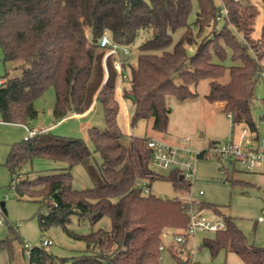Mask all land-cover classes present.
I'll list each match as a JSON object with an SVG mask.
<instances>
[{
  "label": "trees",
  "instance_id": "16d2710c",
  "mask_svg": "<svg viewBox=\"0 0 264 264\" xmlns=\"http://www.w3.org/2000/svg\"><path fill=\"white\" fill-rule=\"evenodd\" d=\"M194 1L199 6L194 21L198 34L210 26L216 29L218 17L223 16L219 32L213 31L201 43L193 36L189 20ZM221 1L226 15L214 0H0V46L3 62L10 65L0 83L1 121L28 125L38 115L35 101L49 89L55 91L56 118L84 113L96 99L104 108L106 128H89L94 150L83 138L52 136L42 130L31 140L15 143L6 162L12 175L11 187L21 196L37 199L46 209L39 216L43 229L60 225L74 238L87 242L86 251L73 264H161L164 232L177 229L183 234L190 223L183 199L159 197L145 188L150 189L154 179H168L175 189L189 191L191 179L180 169H170L167 176L152 170L151 138L132 136L128 144L122 141L116 95L118 71L113 57L105 58L106 49L100 46L105 33L120 44H130L145 33L138 63L127 72L129 88L125 86L123 93L135 106L132 127L140 120L153 119V129L165 133L172 112L168 97L179 101L196 98L198 93L191 90V85L208 79L205 99L223 102L222 110L233 128L244 124L254 139L258 138L252 105L257 98L256 84L264 73V27L256 43L250 45L255 48L254 56L238 35L253 40L257 7L251 0ZM180 29L185 31L174 42V33ZM194 43L196 52L189 56L186 46ZM228 48L237 64L227 67L213 60L214 55L225 58ZM11 70L17 73L12 75ZM226 71L229 80L222 82ZM176 75L182 81L179 84ZM95 153L103 159L98 170L92 164ZM206 155L207 151H200L198 157ZM34 157L65 162L67 166L36 178H30V174L22 177V170ZM79 164L91 175L93 187H72L71 170ZM229 181L232 185L245 183L234 178ZM199 205L213 208L225 222L215 238L203 241L202 247L208 248L212 257L230 249L246 264H264V247L250 244L234 217L216 204ZM74 213L92 222L109 216L112 226L87 235L72 233L67 224ZM174 256L185 264L179 255ZM29 261L65 264L66 259L36 247Z\"/></svg>",
  "mask_w": 264,
  "mask_h": 264
},
{
  "label": "rangeland",
  "instance_id": "374dc122",
  "mask_svg": "<svg viewBox=\"0 0 264 264\" xmlns=\"http://www.w3.org/2000/svg\"><path fill=\"white\" fill-rule=\"evenodd\" d=\"M258 9V14L254 20L251 32L252 41H246L240 35L238 38L247 44L252 55L256 56L251 43H256L264 27V0H251ZM215 5L224 10L221 0H214ZM199 6L197 1L193 2V9L189 20L192 23L193 36L197 43H201L205 36L211 35L213 31L217 34L223 26V16L218 19V27L213 29L207 27L198 34V27L194 24ZM227 13H223L226 15ZM184 29L174 33V42L178 41ZM145 33H140L130 44H120V48H127L130 55L126 72L132 66H136L141 53L140 44L145 38ZM259 47L260 44L258 43ZM173 45L170 47V50ZM189 56L196 52L197 44L186 46ZM114 60V58H112ZM112 60V62H113ZM213 60L230 67L237 62L232 58L231 49H227V55L222 60L214 55ZM264 62V57H263ZM10 65L3 62V49L0 46V79L5 75ZM17 72L11 70L14 75ZM229 80V71L221 79L222 82ZM176 83H181V79L176 75ZM129 88L126 82L121 83L116 77L117 98L120 102L118 114V124L124 134L123 142L128 144L132 136L149 137L163 139L176 146H186L196 152L207 151L205 158H197L194 166V176L190 177L192 187L189 191L177 190L168 179H154L151 182V193L163 198L179 197L188 201L190 197L197 202L213 203L219 209L234 217L237 225L243 230L250 244L257 247H264V167L257 171H248L244 166L229 156L225 157L218 153L214 147H221L230 140L241 143L243 140L253 141L255 135L251 133L248 126L244 124L236 125L230 117L223 112L221 102H209L205 99V94L209 91V80L204 79L198 84L191 85V90L198 93L193 99L179 101L173 96L167 99L168 106L172 109L170 114L167 132L158 133L154 130L153 119L140 120L134 127L130 120L135 111L134 103L123 96L124 87ZM121 88V89H120ZM257 98L252 105V116L257 127L258 136L264 130L262 124V114L264 113V78L259 77L256 84ZM56 102L55 91L49 89L42 97L35 101L38 115L31 119L28 125L19 123H6L0 117V264H31L29 261L30 252L33 248H46L57 258L66 259L65 264H73V260L80 257L87 249V242L77 239L68 234L60 225L43 229L40 225V214L46 209L35 198L21 196L11 187L12 175L6 164L11 147L15 143L22 142L27 133V128L45 129L50 135L63 137L83 138L88 146L94 150V145L90 138L89 128L96 126L100 130L106 128L104 108L100 99H96L92 107L84 114H69L64 118H56L53 109ZM50 138V143L53 138ZM103 159L99 153H95L92 164L99 169ZM67 163L43 157H34L22 170V177L30 174V178L40 175L52 174L63 171ZM150 166L157 174L167 176L170 170H165L151 159ZM72 187L76 190L91 188L94 181L86 170L85 166L79 164L72 168ZM234 178L245 181L243 184L232 185L229 179ZM202 190V193L200 191ZM190 201V200H189ZM4 202L5 211L1 208ZM200 207V205H199ZM208 219L216 221L221 216L213 208L201 207ZM262 217V221H257ZM72 233L87 235L98 229L109 230L112 226L109 216H104L96 222L86 218H81L78 214L71 215V221L67 224ZM181 230L168 229L163 234L161 249V264H180L174 254L179 255L185 264H246V262L233 250H222L215 258H212L210 251L201 247L202 234L198 233L190 236L184 243L177 244L175 236ZM181 234V233H180ZM51 238L53 244L43 246L42 241ZM26 243L31 245L26 247ZM178 246V248H177ZM184 253H180V247Z\"/></svg>",
  "mask_w": 264,
  "mask_h": 264
},
{
  "label": "built area",
  "instance_id": "2783aa9c",
  "mask_svg": "<svg viewBox=\"0 0 264 264\" xmlns=\"http://www.w3.org/2000/svg\"><path fill=\"white\" fill-rule=\"evenodd\" d=\"M223 13H227L226 8L223 10ZM119 45L120 43L113 41L107 33L100 39V46L106 49L105 58L108 56L114 58V66L118 71V78L123 83L128 79V73L124 69V65L126 64L124 59L130 55V51L127 48H120ZM260 77L264 78V73L260 74ZM261 117L264 127V113ZM41 131V129L28 127L24 140H31ZM149 146L152 148V160L154 163L165 170L180 169L184 177L188 179L194 176V166L197 158H199V152L191 150L186 146L172 145L163 139L155 138H151ZM214 149L225 157H231L234 163H241L246 170L257 171L264 167V130L262 135L258 136L252 142L245 139L241 143H235L233 140H230L225 145L221 147L216 146ZM145 191L149 192L150 189L146 187ZM189 200L185 201V203L190 215V223L183 234L175 236L177 243H184L190 236L196 235L198 231L207 230L216 232L225 228V222L222 218L216 221L208 219L204 214L205 209L199 207V202L196 200L194 202V199L191 197ZM258 220L262 221L263 218L259 217ZM42 244L43 246H50L53 244V240L51 238H45ZM26 247L31 248V245L26 243ZM163 248L164 246L162 245L161 249Z\"/></svg>",
  "mask_w": 264,
  "mask_h": 264
},
{
  "label": "crops",
  "instance_id": "0c3cea01",
  "mask_svg": "<svg viewBox=\"0 0 264 264\" xmlns=\"http://www.w3.org/2000/svg\"><path fill=\"white\" fill-rule=\"evenodd\" d=\"M4 82V79H0V83H3ZM222 104H221V106H223V102H221ZM91 107H92V105H91ZM90 107V108H91ZM89 108V109H90ZM89 109L87 110V111H89ZM86 111V112H87ZM86 112H84V113H86ZM84 113H81V114H84ZM77 115H79V114H77ZM41 129V128H40ZM41 130H44L45 131V129H41ZM167 132V131H166ZM158 133H161V132H159L158 131ZM166 141V140H165ZM215 148V147H214ZM202 192V190L200 191V193ZM205 208H210V207H205ZM259 219V218H258ZM258 222H259V220H257ZM198 233H201L202 234V239H201V247H202V245H203V241H204V239L205 238H215V236H216V232H213V231H207V230H202V231H198L196 234H198ZM178 245H180V243H177ZM180 247V246H179ZM177 248H178V246H177ZM206 248V247H205ZM180 253H184V251H183V249H182V247H180ZM208 249V248H207ZM209 250V249H208ZM222 250H225V251H227V249H222ZM222 250H220V251H222ZM210 251V250H209ZM211 253V252H210ZM212 258H215V257H212ZM182 260V259H181ZM187 260V259H186ZM186 260H183L184 262L186 261ZM194 264V263H193Z\"/></svg>",
  "mask_w": 264,
  "mask_h": 264
},
{
  "label": "water",
  "instance_id": "95a60500",
  "mask_svg": "<svg viewBox=\"0 0 264 264\" xmlns=\"http://www.w3.org/2000/svg\"><path fill=\"white\" fill-rule=\"evenodd\" d=\"M1 207H2L3 211H5L4 202H1Z\"/></svg>",
  "mask_w": 264,
  "mask_h": 264
}]
</instances>
